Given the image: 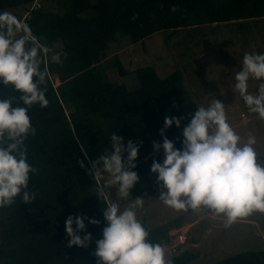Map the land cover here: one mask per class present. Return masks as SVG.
I'll use <instances>...</instances> for the list:
<instances>
[{"label": "trees", "instance_id": "trees-1", "mask_svg": "<svg viewBox=\"0 0 264 264\" xmlns=\"http://www.w3.org/2000/svg\"><path fill=\"white\" fill-rule=\"evenodd\" d=\"M31 1L0 0V12L13 13L42 44L67 53V58L62 56L60 64L47 63L48 76L40 87L47 89L48 106L34 104L28 109L36 134H30L23 147L28 162L38 170L30 173L27 189L36 193V199L24 204L22 192L12 205L0 208V264H97L93 253L105 227L107 201L96 195L91 162L111 151L110 138L116 133L125 146L129 140L139 144L132 170L149 179L148 186L135 185L129 197L159 189L151 165L164 159L163 149L154 151L153 142L163 143L160 130L165 117H183L180 127L173 124L164 130L181 149L183 128L198 109L189 100L173 106L157 101L176 94L178 69L159 76L152 65L136 67L134 89L107 80L97 64L108 43L116 34L131 44H142L144 38L166 29L264 17V0H65L62 10L39 7L21 17L17 8H26ZM114 66L119 75L124 73L117 59ZM19 96L11 85L0 84V99L15 97L13 107H26ZM69 215L100 221L93 225L85 219L86 229L78 233L81 237L91 233L88 247H68ZM174 221L147 229L148 240L166 245ZM194 257V252L184 249L166 260L184 264ZM209 264H264V249L234 253Z\"/></svg>", "mask_w": 264, "mask_h": 264}, {"label": "clouds", "instance_id": "clouds-1", "mask_svg": "<svg viewBox=\"0 0 264 264\" xmlns=\"http://www.w3.org/2000/svg\"><path fill=\"white\" fill-rule=\"evenodd\" d=\"M171 10L176 11L175 7ZM62 56L66 59L67 53L53 52L42 44L26 22L11 12H0V84L11 85L26 106L13 107L15 97L0 99V208L12 205L22 192L24 204L36 199V193L27 189L30 173L38 170L28 162L23 147L27 137L36 134L28 109L34 104L48 106L47 89L40 85L48 76L49 60L60 64ZM250 79L260 81L256 93L248 90ZM232 90L239 93L250 112L264 119V54H244ZM181 119L166 116L160 130L163 143L153 142L154 151L162 148L164 152L163 162L153 160L151 165V172L158 174L159 200L176 211L210 210L217 216L223 215L225 227L254 212L264 213V166L257 162L255 136L249 134L242 143L241 136L227 121L225 105L215 99L191 114L190 123L182 131V148L177 149L164 130L173 124L180 127ZM110 139L111 151L106 150L91 162L90 175L97 181L99 199L107 201L105 190L115 187L118 199L127 200L140 180L132 170L137 166L139 144L129 140L125 146L123 137L116 133ZM79 163L84 167L83 161ZM143 205L141 196L123 210L118 202L107 203L103 209L102 238L96 241L93 253L97 264H173L171 259L166 260L165 248L160 243L148 240L149 232L136 214ZM85 219L93 225L100 223L83 215L67 217L68 247H88L91 233L83 237L78 234L86 229Z\"/></svg>", "mask_w": 264, "mask_h": 264}, {"label": "rangeland", "instance_id": "rangeland-1", "mask_svg": "<svg viewBox=\"0 0 264 264\" xmlns=\"http://www.w3.org/2000/svg\"><path fill=\"white\" fill-rule=\"evenodd\" d=\"M65 3V0H39V7L62 10ZM25 9L17 8L21 17L27 15ZM161 33L174 35L168 40L154 34L146 37L143 39L145 49L141 48L140 43L131 44L125 36L116 34L115 40L108 43L97 69L110 82L122 83L127 89H134L137 81L132 69L136 67L152 65L159 76L166 75L171 68L179 67L184 75H181L176 94L157 101L165 106H173L189 100L194 101L197 107H207L215 99L220 100L225 105L227 121L241 136V142L246 141L249 134L255 136L256 144L253 147L257 153V162L264 166V119L250 112L239 93L232 90L235 74L242 68L244 54H264V17L200 23L175 30L166 29ZM50 48L53 50L54 47ZM115 59L124 72L122 75L118 74L114 66ZM259 83L250 79L249 92L256 93ZM136 185L148 186L149 179L141 177ZM105 191L107 203L118 202L121 210L137 197L119 200L115 187ZM159 193L160 189H151L138 195L143 198L144 205L136 210L137 218L146 229L175 219L173 228L180 233L185 232L187 236L178 250L186 249L195 254L194 258L184 264H209L234 253L264 249V213L254 212L237 220L231 227H225L226 218L209 210L203 214L204 225L201 227L197 212L176 211L159 200ZM169 246H165V258L169 256L166 251Z\"/></svg>", "mask_w": 264, "mask_h": 264}, {"label": "built area", "instance_id": "built-area-1", "mask_svg": "<svg viewBox=\"0 0 264 264\" xmlns=\"http://www.w3.org/2000/svg\"><path fill=\"white\" fill-rule=\"evenodd\" d=\"M39 0H32L30 3L27 4V10L24 11V13H27L28 10L39 8ZM173 238L171 240L170 246L167 249L168 253L174 254L177 253L179 245L183 244L187 236L185 235V232L180 233L179 231H175L172 233Z\"/></svg>", "mask_w": 264, "mask_h": 264}, {"label": "crops", "instance_id": "crops-1", "mask_svg": "<svg viewBox=\"0 0 264 264\" xmlns=\"http://www.w3.org/2000/svg\"><path fill=\"white\" fill-rule=\"evenodd\" d=\"M177 29V28H176ZM173 30H175V29H173ZM162 31H164V30H162ZM162 31H160V33L162 32ZM174 32V31H173ZM159 32L158 33H156V34H154V35H158L159 37H164V39L165 40H168L169 39V37H172L174 34H171V33H169L170 34V36L168 35V34H166V33H161L160 34ZM145 41V40H144ZM144 41H143V43L141 44V48L142 49H145L144 48ZM155 69V68H154ZM174 68H171V70H169L168 71V73L170 72V71H172ZM176 69V68H175ZM179 71H180V73H181V75L183 74L184 75V72L182 71V69H180L179 67L177 68ZM155 71H156V69H155ZM156 73H157V71H156ZM158 74V73H157ZM203 95L204 96H206L207 94L206 93H203ZM193 97H195V98H197L196 96H193ZM194 104H195V102L194 101H192ZM196 105V104H195ZM196 107H197V105H196ZM198 108V107H197ZM160 189V188H159ZM161 190V189H160ZM175 231H177V230H175V229H173L172 231H169L168 232V246L170 245V243H171V240H172V238H173V235H172V233L173 232H175ZM165 246L166 245H163V247L165 248ZM167 248V247H166ZM167 251V250H166ZM168 253V252H167ZM169 254V256L170 255H172V254H170V253H168Z\"/></svg>", "mask_w": 264, "mask_h": 264}, {"label": "water", "instance_id": "water-1", "mask_svg": "<svg viewBox=\"0 0 264 264\" xmlns=\"http://www.w3.org/2000/svg\"><path fill=\"white\" fill-rule=\"evenodd\" d=\"M204 212H197V216H198V222L201 225V227L204 225V218L203 215Z\"/></svg>", "mask_w": 264, "mask_h": 264}]
</instances>
